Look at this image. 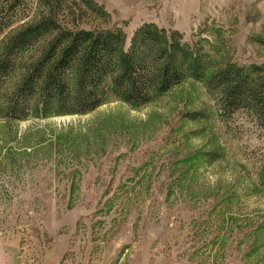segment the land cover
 <instances>
[{
    "label": "rangeland",
    "instance_id": "374dc122",
    "mask_svg": "<svg viewBox=\"0 0 264 264\" xmlns=\"http://www.w3.org/2000/svg\"><path fill=\"white\" fill-rule=\"evenodd\" d=\"M96 1L110 18L87 27L127 46L151 22L264 63V0ZM0 264H264V132L193 80L139 109L0 119Z\"/></svg>",
    "mask_w": 264,
    "mask_h": 264
},
{
    "label": "trees",
    "instance_id": "16d2710c",
    "mask_svg": "<svg viewBox=\"0 0 264 264\" xmlns=\"http://www.w3.org/2000/svg\"><path fill=\"white\" fill-rule=\"evenodd\" d=\"M0 0V119L86 115L110 100L149 105L182 83H204L222 120L243 113L264 132V63L217 58L207 38L186 41L146 22L127 34L93 29L110 13L96 0ZM207 120L202 111L185 115Z\"/></svg>",
    "mask_w": 264,
    "mask_h": 264
}]
</instances>
